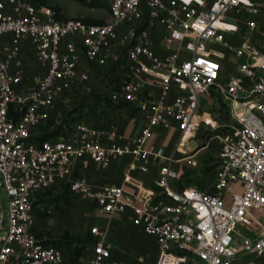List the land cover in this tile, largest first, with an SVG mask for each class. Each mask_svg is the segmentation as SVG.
<instances>
[{
    "label": "built area",
    "instance_id": "built-area-1",
    "mask_svg": "<svg viewBox=\"0 0 264 264\" xmlns=\"http://www.w3.org/2000/svg\"><path fill=\"white\" fill-rule=\"evenodd\" d=\"M109 18L101 25L56 21L34 0H0V264H72L63 248L44 245L36 236L34 203L39 193L60 184L74 199L89 201L107 215H130V223L156 244L154 264H233L242 256H264V0H97ZM175 51L159 59L151 48V28ZM41 70L29 85L23 45ZM129 65L111 99L141 113L145 125L130 139L115 130L96 132L77 123L68 137L30 142L67 93H91L92 70ZM159 82L157 98L145 93ZM181 91L167 102L173 87ZM220 96L233 123L230 132L210 141L217 146L218 167L207 189L179 190L172 166L186 161L199 168L210 143L190 149L204 114L201 98ZM21 113L17 121L9 112ZM175 127L174 153L165 156L148 143L153 130ZM177 155L181 156L177 158ZM129 163L119 186L95 187L71 178L75 161L89 158L102 169L122 157ZM159 165V192L135 202L124 185L147 162ZM241 229L243 232H240ZM96 227L95 241L83 262L127 264L111 260V245ZM184 253V254H183Z\"/></svg>",
    "mask_w": 264,
    "mask_h": 264
},
{
    "label": "crops",
    "instance_id": "crops-1",
    "mask_svg": "<svg viewBox=\"0 0 264 264\" xmlns=\"http://www.w3.org/2000/svg\"><path fill=\"white\" fill-rule=\"evenodd\" d=\"M150 33L151 48L155 56L159 59H163L175 51V45H168L160 41L159 30L157 28H151ZM22 53L25 69L28 62H32V65L37 67L27 43L23 45ZM83 67L88 75V84L93 85V88L91 93L83 99L79 96V91L76 89L67 93V97L63 101V104L65 108L68 109L67 111H71L68 123L73 120L75 123L88 125L96 132L115 130L122 133L126 139L135 137L145 125L144 116L126 104H118L113 101L111 99V92L107 89L108 78L103 82H100L96 79L93 70L87 65H84ZM128 69L129 65L127 63H120L119 67L116 69V78L119 79V81H123ZM149 82L150 85L146 86L144 89L145 93L150 98H157L160 92L159 82L152 79H150ZM182 94V91L177 86L173 85L167 97V102H172ZM73 103L74 106L72 105ZM59 124L60 122L56 123V125ZM177 139L178 132L174 126L169 130H164L158 127L153 130L152 138L148 144L158 148L165 156H171L174 153ZM180 157L181 156L177 155V158ZM129 160V157L125 156L113 161L108 168L102 169L92 163L89 158H83L73 163L71 167V178L82 177L90 185L95 187L104 185L119 186L123 183L124 173ZM181 162L184 161H180L179 163ZM179 163L174 164L172 168L178 170L177 167L180 166L178 165ZM186 164L189 167L188 163ZM159 165L162 164L148 161L147 172H135L125 183V192L132 197L135 202L144 201L149 198L151 194L155 193L154 187H158ZM189 168L193 169L191 167ZM121 215L129 216L128 223L126 225H114L115 227L113 230L120 231L118 234L124 239L123 243L116 242L111 237H109V241L105 240L111 245V260H120L125 263L140 261L143 259V256L140 255V251L146 250V247H148L149 252L154 250V253L156 254L157 248L154 239L146 236L140 229L131 225L128 212ZM100 221V216L95 217L92 222L90 221L91 226L98 224ZM130 241L135 247H132ZM89 252L87 255H89ZM87 255H84V258L81 256L78 261L82 262L81 258L82 260H85V256ZM252 259L253 258L249 256H242L235 260L233 264H247ZM255 261L257 264H264V256L255 259Z\"/></svg>",
    "mask_w": 264,
    "mask_h": 264
},
{
    "label": "rangeland",
    "instance_id": "rangeland-1",
    "mask_svg": "<svg viewBox=\"0 0 264 264\" xmlns=\"http://www.w3.org/2000/svg\"><path fill=\"white\" fill-rule=\"evenodd\" d=\"M52 4L58 5L61 8L62 13L66 17V19H80V18H91L99 20L103 23L107 22L109 18L108 10L106 7L101 6L98 8H87L79 6L68 0H51ZM25 73L27 75L28 84L33 85L35 82L41 77L42 72L37 69L36 66L32 65V62H28L26 65ZM202 103L200 106L201 113L204 114L203 124L200 128L198 138L196 140H192L189 143L190 149H195L196 147L203 145L204 143L211 144L201 152V157L198 159L199 168L190 169L187 166V162H181L176 166L178 170L175 172L178 175V180L181 175L187 174L184 178L182 177L181 183L186 187H199L201 189H207L213 184L215 172L204 174L201 169L202 167L214 163L217 159V154H215V150L217 151V146L213 141H210L212 135H224L233 126V123L227 117V107L221 97L216 95L215 93H209L208 95H204L201 98ZM74 106V103L72 104ZM72 106V107H73ZM67 111V110H66ZM43 127H40V130H43ZM208 135V137H204ZM210 135V136H209ZM215 160V161H213ZM180 173V174H179ZM199 184V185H198ZM65 188V187H64ZM62 188H56L52 190L53 197L61 195L65 192ZM64 189V190H63ZM155 192H159L160 188L155 187ZM62 190L64 192H62ZM52 198V197H51ZM64 198H68L67 195H64ZM2 200V197H0ZM42 212H45V215L40 217V220H36V231L38 234H41L42 237H46L47 239H60L63 233H68L72 239H69L71 242H79L85 240H91L92 242V234L91 229L96 227L103 233L105 236V240L109 241V237L114 239V241H118L119 243H123L124 239L121 235L118 234V230H113L114 225H126L129 221L126 215H118L111 216L101 212L97 207H95L89 201H81L78 199H74L72 196L70 199L63 200L55 203H47V205L40 208ZM101 217V221L92 225V222L95 217ZM240 232H243L239 229ZM92 237V238H91ZM122 238V239H121ZM68 240V241H69ZM128 240V239H126ZM95 241V240H93ZM76 242V243H77ZM132 247L135 245L130 241ZM91 247V244H90ZM120 247V246H119ZM90 251V248H87L84 252V255H87ZM187 255V264H194V257L188 252H185ZM140 255L143 256V259L140 261L127 262L128 264H154L156 254L154 250L149 252L148 247L146 250H141ZM82 256V258H84ZM81 261L83 262L84 260Z\"/></svg>",
    "mask_w": 264,
    "mask_h": 264
},
{
    "label": "trees",
    "instance_id": "trees-1",
    "mask_svg": "<svg viewBox=\"0 0 264 264\" xmlns=\"http://www.w3.org/2000/svg\"><path fill=\"white\" fill-rule=\"evenodd\" d=\"M34 1L38 6L47 7L51 11L53 18L56 21L61 22V21L68 20V19H66V17L62 13L61 8L58 5L52 4L51 0H34ZM68 1H71L75 4H78L79 6L87 7V8H91V9L98 8L101 6L106 7L105 4H103L97 0H68ZM75 20H79L82 23L87 24V25H101V24H103V22L96 20V19H91V18H80V19H75ZM111 70H113L115 72L116 68H114L112 66ZM93 72L96 75V79L100 82H103L105 79L108 78V84H107L108 91L117 92L119 90V87L121 85V81H119V79L116 78V76H115L116 72H115V75L112 77H110L111 75H110V71L108 68L103 69V75H101V76L99 74L100 69L93 70ZM92 88H93V85H92ZM86 96L87 95H82L81 98L83 99ZM223 102H224V100H223ZM118 104H125V103L119 102ZM225 105H226V103H225ZM226 107H227V105H226ZM66 110H68V109L65 108L64 104L63 103L60 104L58 106V113H57L59 115V117L58 118L52 117L48 121H46L45 123L39 125L34 130V132L32 133V137L30 138L29 141L36 144V145H40L41 143L46 142V141H53V140L60 138V137H68V135L70 133H72L73 128L77 123H75V121H73V120L69 121L70 123H68L71 111L69 112ZM20 116H21V113H19V112L14 113V112H12V110H10V112H9V118L12 119L13 121H17L20 118ZM227 117L229 119L228 107H227ZM58 122H60V124L56 125V123H58ZM42 126H44L43 130H40V127H42ZM230 130H229V132H230ZM210 135H209L210 137L214 136L212 134H210ZM204 137H208V135L207 136L204 135ZM213 161H215V160H213ZM218 165H219V161H217V160L214 163L210 162V164L202 167L201 171L204 174L212 173L215 171V169L218 167ZM186 175L187 174L185 173L181 176L185 177ZM182 177H180V179L179 180L177 179V181H176V185H177V188L179 190L186 188V186H183L181 183ZM59 187L60 188L65 187L64 189H66V188L67 189L65 190V192L63 191L64 190L63 189L62 192H64V193H62L61 195L53 197L52 190L59 188ZM196 188H199V187H196ZM199 189H201V188H199ZM154 190L157 191V189H155V187H154ZM64 195L65 196L67 195L68 198L67 199L64 198ZM70 197H71L70 192L68 190L67 185H65V184H60V185L56 186L55 188H52V189H49V190H46V191L39 193L37 195L36 201L34 203V212L36 213V217H37L36 220H40L39 218L45 215V212L41 211V209H40L41 207L47 205V203L51 204V203L59 202L61 200H63L65 202L66 200L70 199ZM36 236L40 239L44 238V237H42L41 234H38L37 231H36ZM72 238L73 237H70L68 235V233L66 232V233H63V235L60 239H52L51 240V239L46 238V240H45V242H43V244L44 245H50V246H58L60 248H63L64 254L66 255L68 261L72 264H75V263H79L78 260L80 259V257L83 256V254L87 248H90V244L91 245L93 244L94 238H92V242H91V240L90 241L85 240V241H79V242L76 241L77 243L71 242L69 240Z\"/></svg>",
    "mask_w": 264,
    "mask_h": 264
}]
</instances>
